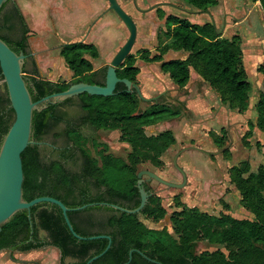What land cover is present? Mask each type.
<instances>
[{"label":"trees","instance_id":"trees-1","mask_svg":"<svg viewBox=\"0 0 264 264\" xmlns=\"http://www.w3.org/2000/svg\"><path fill=\"white\" fill-rule=\"evenodd\" d=\"M257 1L264 13V0ZM186 2L201 11L218 4L217 0ZM4 10L5 16L1 18ZM14 15L20 24L16 31L11 24ZM158 18H164L162 11ZM165 26V36L171 41L164 46L162 53L181 52L186 54V58L164 62L161 55L149 58L148 53H144L141 59L145 63H159L160 71L168 75L179 89L187 85L192 68L217 91L223 104L238 112L246 111L251 87L242 62L239 36L221 38L213 24L191 25L186 20L171 16L166 18ZM4 32L14 38L6 36ZM31 34L21 12L9 7L7 0L0 9V39L16 54L23 53L27 57L30 69L27 71L24 65L22 72L28 75L26 84L32 102L65 91L72 84H104L100 80L104 82L107 67L98 71L93 69L90 59L98 58V50L93 44L83 42L59 47V56L72 73V82L57 83L40 79L28 42ZM116 74L118 78L136 84L139 69L128 55L116 69ZM74 99L84 113L78 118L81 125L87 126L92 133L101 130L120 133V141L130 147L126 161L108 154L105 147L98 152L97 159L88 154L83 145L90 144L96 150L99 143L92 134L84 135L79 129V122L67 119L61 110L63 106L73 103ZM140 103L135 92L128 93L123 84H118L112 97L82 94L62 103L48 104L42 111H34L31 136L34 144L29 145L21 155L23 199L29 202L38 197H51L70 209L87 204L117 205L128 210L138 207L137 164L149 161L155 167L161 166L160 158L174 144L171 131L147 136L144 129L181 114L176 107L157 102L141 111ZM255 108L258 113L257 128L264 133V95H260ZM13 120L14 113L7 92H0V145ZM60 124L65 125V130L55 137L65 136L64 146L60 152H55V159L45 161L41 158L38 143H42L43 138ZM260 169L254 179L264 187V168ZM234 170L242 174L247 168ZM143 187L149 199L141 214L155 222L162 220L166 211L161 207L160 199L151 194L146 184ZM237 187L243 201L249 202L254 220L215 217L195 209H185L170 216L175 236L166 230L148 229L136 214H126L103 205L70 211L67 216L78 235H104L110 238L109 250L92 264H123L131 250H138L160 264H264V198L248 185V181L240 180ZM250 195L255 197V201L248 199ZM40 231L46 233L45 240L40 239ZM201 241L211 245H228L233 249L228 256L219 251L197 256L196 248ZM107 244V239H75L63 220L61 210L46 203L34 206L29 214L26 211L16 213L0 231V251L27 253L49 246L58 251L59 264H85L101 253ZM66 259L71 261L66 263ZM130 264L156 263L133 253Z\"/></svg>","mask_w":264,"mask_h":264},{"label":"rangeland","instance_id":"rangeland-1","mask_svg":"<svg viewBox=\"0 0 264 264\" xmlns=\"http://www.w3.org/2000/svg\"><path fill=\"white\" fill-rule=\"evenodd\" d=\"M116 1L137 26L136 40L129 56L139 69L136 84L142 96L147 99L157 97V103L181 111L180 115L170 121L144 129L147 136L171 131L174 144L160 158L161 166L155 167L152 162L142 161L137 164L136 170L151 171L173 184L183 183L182 172L185 183L179 189L170 188L154 180L147 181V177L143 176L151 194L160 199L166 216L155 222L141 214L139 220L148 229L166 230L173 236L170 216L185 209H195L215 217L254 220L255 215L249 202L243 201L237 186L240 180L248 181V185L264 198V187L254 179L260 168H264V133L257 128L258 113L255 108L260 95H264V44L258 47L255 41L256 38L264 40V13L260 3L257 0H217V6L209 8L210 12L207 13L190 6L186 0H136L140 8L158 2H170L171 6L161 7L158 14L162 11L166 17H178L191 25H216L217 32L228 30L225 33L227 39L239 36L242 62L251 88L247 110L238 112L223 104L217 91L194 69L190 68L187 85L179 89L168 75L160 71L159 63H145L141 59L144 53H148L149 58L161 55L164 62L183 60L186 54L173 51L162 53L164 46L171 41L165 36V17L160 19L158 15L154 16V11L138 13L132 9L130 0ZM16 3L32 31L28 42L40 79L57 83L73 81L72 73L59 56L60 44H93L99 56L90 61L93 69L98 71L110 65L128 38L124 25L114 13L107 10L109 5L106 0H16ZM244 17L243 22L235 27L234 24ZM4 34L14 38L6 32ZM24 65L28 71L30 63L25 61ZM22 75L25 79L28 76L26 73ZM0 92H7L2 80ZM152 104L141 101L140 110L144 111ZM61 110L67 119L73 121L84 115L76 99ZM64 130L65 125L60 124L43 138V144L40 143L43 160L56 158L51 145L56 148L64 146L66 137H55ZM83 134H92L100 145L96 150L90 144L83 145L94 159L98 158V152L105 147L108 154L127 160L130 147L120 141L118 131L101 130L92 133L89 130ZM236 168H247V171L239 174L234 170ZM248 199L255 201L252 195ZM39 237L45 240L47 235L40 231ZM232 249L228 245H211L201 241L197 245L196 255L219 251L228 256ZM70 261L66 259L65 262ZM0 264H59V253L49 246L27 253L1 250Z\"/></svg>","mask_w":264,"mask_h":264},{"label":"water","instance_id":"water-1","mask_svg":"<svg viewBox=\"0 0 264 264\" xmlns=\"http://www.w3.org/2000/svg\"><path fill=\"white\" fill-rule=\"evenodd\" d=\"M7 0H0V9ZM109 9L112 10L120 19L128 32V38L125 44L115 54L110 65L106 68L104 84L102 86L90 85L86 83H76L70 85L65 91L54 93L41 98L36 102H32L30 93L27 88L26 79L22 75L23 66L26 56L23 53L16 54L9 46L0 39V70L2 81L6 87L10 108L14 113V120L4 136L0 145V231L3 225L8 223L13 216L21 211L30 213V209L36 205L46 203L57 206L62 213L63 220L72 234L79 241L107 239L106 248L98 255L90 258L85 264H92L101 258L110 248V238L104 235L82 237L78 235L67 216L70 211H82L86 208L103 205L108 206L116 211L126 214L141 215L142 210L148 203L149 194L143 187V176L147 177V181L154 180L166 187L181 188L185 183V176L182 172L183 183L180 185L167 182L151 171L142 170L137 174V188L139 193V205L133 210L121 208L117 205L109 204H87L75 209L66 207L61 201L51 197H38L26 202L22 196V185L24 181L21 155L24 150L34 142L32 136V115L34 111H42L46 109L48 104L54 105L62 103L68 99L78 97L82 94L99 97H112L118 84H123L128 93L135 92L137 97L143 102H155L157 97L144 98L137 84H132L127 79L117 77L116 69L120 67L126 57L130 54L131 49L136 40V26L132 19L122 10L116 0H107ZM39 144V143H38ZM176 159L173 164L175 165ZM30 216H28L29 218ZM141 222V220H139ZM44 248V247H43ZM136 253L145 260L156 263L138 250H131L128 253L127 260L123 264H130L132 254Z\"/></svg>","mask_w":264,"mask_h":264},{"label":"flooded vegetation","instance_id":"flooded-vegetation-1","mask_svg":"<svg viewBox=\"0 0 264 264\" xmlns=\"http://www.w3.org/2000/svg\"><path fill=\"white\" fill-rule=\"evenodd\" d=\"M54 1H64V0H54ZM79 1V0H78ZM82 2H83V0H81ZM86 1H88V0H86ZM107 1V0H106ZM8 2H9V7L11 6V8L13 7L14 9H18L20 12H21V10H20V8H19V6H18V4L16 3V0H8ZM108 2V1H107ZM130 3H131V6H132V9L134 10V11H136V12H138V13H141V14H145V13H150V12H153L154 11V16H157L158 15V10L161 8V7H170L171 6V3L170 2H158V3H154V4H151V5H149L148 7H146V8H140L139 7V5H137V2H136V0H130ZM109 5V4H108ZM120 6V5H119ZM107 10L109 11V12H112V13H114L112 10H110L109 9V6H108V8H107ZM123 11H124V9H122ZM125 12V11H124ZM4 13H6L5 12V10L2 12V17L1 18H3L4 16H5V14ZM126 13V12H125ZM15 14V13H14ZM21 14H22V12H21ZM115 14V13H114ZM127 14V13H126ZM16 15V14H15ZM14 15V18H13V20L11 21V24H12V28H14V30L16 31V28L18 29V28H20V24H19V20L16 18V16ZM116 15V14H115ZM128 15V14H127ZM22 16H23V14H22ZM129 16V15H128ZM130 17V16H129ZM164 17H165V20H166V16L164 15ZM23 18H24V20H25V23H26V28L29 30V32L30 33H32V31L30 30V28H29V26H28V24H27V20L25 19V17L23 16ZM118 18V17H117ZM131 18V17H130ZM119 19V18H118ZM132 19V18H131ZM120 20V19H119ZM95 21H96V18H95ZM94 21V22H95ZM133 21V20H132ZM93 22V23H94ZM134 22V21H133ZM93 23H92V25L91 26H93ZM122 23V22H121ZM123 24V23H122ZM135 24V23H134ZM135 26H136V24H135ZM125 27V26H124ZM126 28V27H125ZM89 30H91V27H90V29ZM88 30V31H89ZM127 30V29H126ZM136 32H137V26H136ZM83 43H85V42H83ZM61 45H63V44H60V46ZM33 55V54H32ZM100 83H104L103 81H102V79L100 80ZM156 102V101H155ZM76 122H79V129H80V131L82 132V133H86L87 131H89V128L87 127V126H85V125H81L80 124V121H78V119L76 120ZM43 144V143H42ZM39 145H40V143H39ZM40 147H42L41 145H40ZM51 148H52V151L55 153L56 151H61L62 150V148L63 147H60V148H56V147H54V146H52L51 145ZM42 158V157H41ZM43 159V158H42ZM181 176H182V174H181ZM182 182H183V178H182ZM143 184H146V182L144 181L143 182ZM178 185H180V184H178ZM43 247H45V246H43ZM42 247V248H43Z\"/></svg>","mask_w":264,"mask_h":264},{"label":"crops","instance_id":"crops-1","mask_svg":"<svg viewBox=\"0 0 264 264\" xmlns=\"http://www.w3.org/2000/svg\"><path fill=\"white\" fill-rule=\"evenodd\" d=\"M204 12H205V11H204ZM209 12H210V11H209V9H208V10H207V13H209ZM241 16H242V15H241ZM245 18H246V17L241 18L237 23L234 24V26L237 27L236 25L242 23L243 20H244ZM211 21H213V20H211ZM213 22H214V21H213ZM214 23H215V22H214ZM227 24H228V23H227ZM214 26H215V28H217L216 25H214ZM226 32H228V30H225V31H223V32L218 31V33L220 34V37H221V38H228V37L225 36V33H226ZM255 41H257L258 47H261V45L264 44V40H262V39L256 38ZM255 48H256V47H255ZM51 82H54V81H51Z\"/></svg>","mask_w":264,"mask_h":264}]
</instances>
